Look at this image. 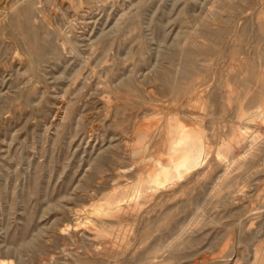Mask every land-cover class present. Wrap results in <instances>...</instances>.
<instances>
[{"label": "rangeland", "instance_id": "obj_1", "mask_svg": "<svg viewBox=\"0 0 264 264\" xmlns=\"http://www.w3.org/2000/svg\"><path fill=\"white\" fill-rule=\"evenodd\" d=\"M0 264H264V0H0Z\"/></svg>", "mask_w": 264, "mask_h": 264}]
</instances>
